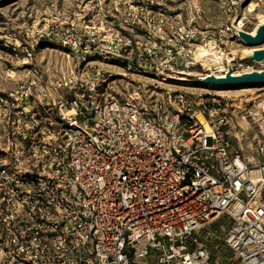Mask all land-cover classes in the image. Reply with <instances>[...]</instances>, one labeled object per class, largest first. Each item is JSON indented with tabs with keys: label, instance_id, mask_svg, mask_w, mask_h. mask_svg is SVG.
I'll return each mask as SVG.
<instances>
[{
	"label": "built area",
	"instance_id": "1",
	"mask_svg": "<svg viewBox=\"0 0 264 264\" xmlns=\"http://www.w3.org/2000/svg\"><path fill=\"white\" fill-rule=\"evenodd\" d=\"M196 7L52 0L20 27L31 42L1 39L23 64L39 42L67 61L53 79L52 62L29 63L0 88V264H264V156L231 152L230 117L213 93L137 81L121 90L108 67L158 84L196 68L225 75L227 58L220 71L200 49L221 50L223 26L241 40L245 16L200 25ZM223 11L234 12L228 0ZM222 215L231 259L213 258L202 238Z\"/></svg>",
	"mask_w": 264,
	"mask_h": 264
},
{
	"label": "rangeland",
	"instance_id": "2",
	"mask_svg": "<svg viewBox=\"0 0 264 264\" xmlns=\"http://www.w3.org/2000/svg\"><path fill=\"white\" fill-rule=\"evenodd\" d=\"M52 0H0V88L3 90H10L15 86L16 82L26 72V68L31 64H40L45 66L47 62H52L54 68L49 71L50 78L57 77L60 72V66L66 63L67 58L63 51L59 49L55 44L39 42L34 46L32 51V57L28 64H23V58L15 56V52L7 51L3 48L1 39H9L15 43V38L21 40L22 43L31 42L32 36L30 30L28 36L26 33L20 36V27L29 29L32 24L38 23L43 15L48 11L49 5ZM72 1V0H65ZM159 2L161 7L168 13H180L185 15L189 11V6L193 3L197 5L198 9L196 14V20L200 25L211 24L212 26L220 25V23L226 24L230 19L233 20L234 16L239 9L240 15H244V21L242 28L247 31H251L261 19L264 20V0H228L232 4L233 11L226 16L223 7L226 0H154ZM250 2L257 4L254 11H248L250 8ZM235 14V15H234ZM223 25V24H222ZM228 25H230L228 23ZM223 50L229 54L231 49H237L236 56L232 54L235 59L231 62L234 72H241L251 69H264V63L249 59H242V50L246 47H252L245 44L243 41L236 39L231 30H225L223 26ZM220 33V32H219ZM7 35L8 37L4 36ZM220 35V34H219ZM234 40L233 44L230 41ZM212 43V42H211ZM210 43V44H211ZM219 43V41H218ZM239 44V45H238ZM256 47H264V42ZM207 48V47H205ZM232 56V57H233ZM234 63V65H233ZM116 73V87L121 90L129 89L130 81L140 82L143 88L153 89L157 86V90L162 88L170 89H183L185 91L194 93L199 99L205 98L208 93H213L219 100L220 108L226 112L230 117L229 127V140L231 145V152L238 151L245 159H249L252 162L258 161L264 155L260 150V145H264V87L254 86L239 87L231 86L220 89L222 91L217 92L213 85H202L203 87H197V85L179 84L172 81H164L161 83L152 82L148 77L142 75H136L132 73H123L122 69L108 66ZM202 68H196L195 74H183L187 79L193 81L194 84L199 78L198 72ZM13 72V81L6 80V73ZM188 72H193L188 71ZM123 73V74H122ZM204 84V83H201ZM136 86V85H135ZM219 90V89H218ZM231 219L227 215H222L212 226V235H206L203 232L202 238L206 241L212 257L223 256L224 259L233 258L232 251L223 243V237L230 226Z\"/></svg>",
	"mask_w": 264,
	"mask_h": 264
},
{
	"label": "water",
	"instance_id": "3",
	"mask_svg": "<svg viewBox=\"0 0 264 264\" xmlns=\"http://www.w3.org/2000/svg\"><path fill=\"white\" fill-rule=\"evenodd\" d=\"M234 26V25H233ZM237 33L241 41L249 46H256L264 42V21L259 22L251 31L237 29ZM242 59H249L264 63V47H256L248 56ZM197 82L217 86L220 88L239 86L246 87L251 85H264V69H251L233 73L231 61L227 59V71L223 76H216L213 72L209 75L199 77Z\"/></svg>",
	"mask_w": 264,
	"mask_h": 264
},
{
	"label": "bare ground",
	"instance_id": "4",
	"mask_svg": "<svg viewBox=\"0 0 264 264\" xmlns=\"http://www.w3.org/2000/svg\"><path fill=\"white\" fill-rule=\"evenodd\" d=\"M250 8H248V11H254L257 4L255 2H250L249 4ZM263 22L264 20L261 19L260 22ZM239 28L235 25V27H237L238 29H240V26H241V23L238 24ZM235 41L232 40L230 41L231 44H233ZM239 45V44H238ZM256 49V46H252V47H246L242 50L243 52V56H248L252 53V51ZM200 56L202 57V61L205 65H215L216 67H218V69L220 71H224V68H225V64L223 63V60L224 58H227L229 59V61H234L235 57L236 56V53L238 52L237 49H231V51L229 52V54H227L226 52H223L221 50H217V49H212L210 50L209 48H201L200 49ZM223 50V49H222ZM234 54V56L232 55ZM233 56V57H232ZM234 65V63H233ZM235 71V69H233ZM194 72L196 71H193V72H184L186 74H189V75H192V74H195ZM182 72V75L184 74ZM234 73H237V72H234ZM167 78H164L165 81H172V82H175V83H179V84H189V85H197V87H203L202 85H209V84H201V83H197V84H194L193 81H191L190 79H187L185 76H180V73L177 74V75H169V76H166ZM203 77V76H201ZM256 86H263L264 85H256ZM217 90V92H220L222 90L220 89H224V88H220V87H217V86H214ZM247 87H250V86H246ZM219 89V90H218ZM199 118L201 120H204V116L202 114H199Z\"/></svg>",
	"mask_w": 264,
	"mask_h": 264
}]
</instances>
